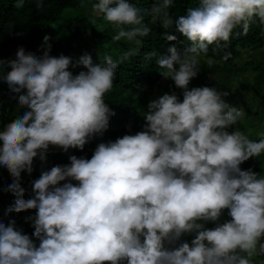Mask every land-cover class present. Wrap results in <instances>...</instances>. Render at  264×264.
I'll return each mask as SVG.
<instances>
[{
	"label": "clouds",
	"instance_id": "9594fccd",
	"mask_svg": "<svg viewBox=\"0 0 264 264\" xmlns=\"http://www.w3.org/2000/svg\"><path fill=\"white\" fill-rule=\"evenodd\" d=\"M173 6L174 0H152L149 8L95 0L91 8L111 26L112 40L135 45L115 60L51 56L48 35L42 54L19 47L14 59H0V81L24 109L0 130V167L13 178L5 191L16 197L6 214L35 209L26 221L39 242L14 220L0 222V264H254L264 255V176L240 167L264 155V132L253 140L235 127L245 112L226 102L228 92L189 88L210 45L226 47L234 34L264 25V0H197L175 19ZM157 22L165 41L177 39L169 33L174 27L190 42L183 51L171 45L167 54L145 56L182 90V100L175 92L150 100L141 131L99 143L90 159L71 155L69 164L42 171L33 196L23 198L21 173H32L34 158L46 162L50 145L83 150L108 130L115 113L105 95L118 65L138 55L140 38ZM225 210L230 219L219 222ZM188 234L190 243L181 240Z\"/></svg>",
	"mask_w": 264,
	"mask_h": 264
},
{
	"label": "trees",
	"instance_id": "16d2710c",
	"mask_svg": "<svg viewBox=\"0 0 264 264\" xmlns=\"http://www.w3.org/2000/svg\"><path fill=\"white\" fill-rule=\"evenodd\" d=\"M91 1L42 0L40 7H37L38 0H25L22 8H16V0H0V59H14L19 47H23L27 52L42 54L43 49L40 48L39 41L45 35L50 37L51 50L49 54L51 56L62 54L73 58V60L85 53L91 55L93 60L99 59L100 62L103 61L105 55H112L115 60L122 52L134 47V44L113 41L112 36L115 33L108 25L97 28L89 24L90 16L87 15L86 10ZM129 2L136 3L143 8H149L152 4V0H129ZM196 4L197 0H174V6L169 9V12L175 19L180 15H185L186 9L195 7ZM68 9L78 11V15L68 18L62 26L53 28L56 20ZM96 15V13L93 14V16ZM10 24L13 26L11 33L8 30ZM150 27L152 28L151 33L147 37L140 38L143 43L138 55L131 57L127 63L118 65L113 90L105 95V102L115 113L110 117L108 130L102 136H94L83 150L70 148L67 152H63L60 148L50 145L46 154V162L42 164L38 157L34 158L32 173H21L20 183L21 187L25 189L23 198L28 199L33 196L32 182L39 178L42 171L50 170L56 165L69 164L71 155L90 159L99 143L115 141L123 135L141 131L145 122L143 115L150 100L159 97L165 91L175 92L179 99L182 97V90L176 88L171 79L165 80L159 75L155 60H146L145 56L150 51L167 54V48L171 45H175L178 50L183 51L190 46V42L174 27L169 30V33L176 35L175 41L163 39L164 29L159 22L156 25H150ZM56 29L57 32L54 34H48L51 30L56 31ZM262 46H264V25L257 21L246 36L234 34L226 47L223 44L220 48L210 45L207 56L201 57L202 65L198 75L189 84V88L209 86L226 92L231 91L234 86L241 89L245 86L251 89V100L244 107L245 115L241 123H237L235 127L253 140L261 139L259 133L264 132V59H252L241 65H237L236 61L242 58L248 50H255ZM93 48H97L98 54L92 52ZM226 52L231 55L224 60L222 57ZM208 59L214 61L211 67L206 63ZM248 69L253 71L251 84L247 80L244 81ZM70 70L76 74L82 70V66L75 69L70 68ZM240 77H242L241 80H239ZM160 78L164 80L163 83L160 82ZM252 101H255L256 105H253ZM253 106H256L255 110H253L255 108ZM23 111L24 109L18 108L17 100L10 99L7 84L0 81V130L16 119L18 115H22ZM228 131L231 132L232 129L229 128ZM240 167L243 170L251 168L264 176V155L250 158ZM12 179L7 169L0 167V222L7 224L10 220H14L15 226L38 244L39 242L32 237L34 229L31 222L26 221V217L35 215V209L6 214V210L14 204L16 199L11 192L5 191L7 185L12 183ZM72 183L78 182L72 181ZM228 219L230 217L225 210L219 222ZM205 226L212 228L215 225L208 222ZM192 238H194V234H188L182 236L181 240L190 243ZM255 263L256 258H254Z\"/></svg>",
	"mask_w": 264,
	"mask_h": 264
},
{
	"label": "rangeland",
	"instance_id": "374dc122",
	"mask_svg": "<svg viewBox=\"0 0 264 264\" xmlns=\"http://www.w3.org/2000/svg\"><path fill=\"white\" fill-rule=\"evenodd\" d=\"M95 1H91L87 7V15L90 16V19H89V24L92 25V26H95L97 28H103L105 25L107 26L108 24H106V22L104 21L103 17H99L98 15L96 16H93L94 12L91 8V5L92 3H94ZM78 15V11H73V10H65L61 15L60 17L56 20V22L53 24V28L54 27H60L62 26L68 18H71V17H75ZM93 16V19H91V17ZM108 27L111 28L110 25H108ZM66 30V29H65ZM55 32H57V29L56 31L55 30H51L50 32H48V34H54ZM50 42V40H49ZM43 43V38H41V40L39 41V45H40V48H41V45ZM133 45V44H131ZM92 49V48H91ZM41 50V49H40ZM94 54H98V50L97 48H93V51ZM250 55V56H248ZM263 60L264 59V46L258 48V49H255V50H248L247 53L243 54V57L240 58L239 60L236 61V64L237 65H241L243 64L245 61H251V60ZM94 62H100L99 59H94L93 60ZM201 68V66H200ZM251 69H248L246 72H248L246 74V78L244 79L247 80L249 82V84L252 83L253 81V71H250ZM250 71V72H249ZM242 77L239 78V80H241ZM160 82L163 83L164 80L162 78H160ZM251 89H249L248 87H245L243 89L237 87V86H234V88L229 91V95H227L226 97H224V99L226 100V102H228L230 105L232 106H236V107H242L243 110H244V107L245 105H247L248 103L247 102H250V93ZM164 93H169L171 94L170 91H165ZM180 99L182 100V97H180ZM253 105H256V102L255 101H252ZM255 108H253V110L256 109V106H253ZM242 121V119H241ZM240 122H237L238 124L241 123ZM256 258V263L255 264H264V255H258L255 257Z\"/></svg>",
	"mask_w": 264,
	"mask_h": 264
}]
</instances>
